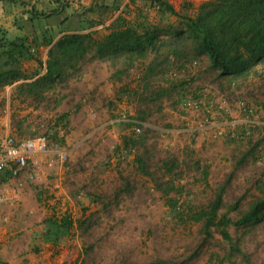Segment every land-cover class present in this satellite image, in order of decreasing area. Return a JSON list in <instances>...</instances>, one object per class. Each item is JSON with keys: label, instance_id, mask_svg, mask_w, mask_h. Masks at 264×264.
<instances>
[{"label": "rangeland", "instance_id": "rangeland-1", "mask_svg": "<svg viewBox=\"0 0 264 264\" xmlns=\"http://www.w3.org/2000/svg\"><path fill=\"white\" fill-rule=\"evenodd\" d=\"M167 19L159 21L161 30L177 26L175 17ZM158 34L163 35L164 46L149 50L144 58L101 60L91 50L80 66L81 74L69 75L41 98L14 92L11 134L34 135L46 123L53 142L56 120L66 114L60 125L67 158L54 162L51 169L44 167L42 180L23 182L16 212L6 222L2 220L6 207L0 203L3 263L148 264L164 260L218 264L212 255L223 257L228 251L218 232L213 229L205 238L202 223L170 221L157 186L166 177L173 179L182 186L180 200L197 207L208 205L222 191L218 213H228L232 220L252 201L264 198V65L253 66L245 78L223 77L204 55H192L187 46V62L182 67L164 60L174 39L164 32ZM192 61L196 65L188 66ZM201 93L210 99L226 96L228 112H207L205 107L184 112L182 98H200ZM239 101L253 109L258 127L247 132L237 123L233 136L218 137L209 130H186V123L191 125L205 114L228 122L243 120ZM120 114L148 128L134 145L119 150L122 137L132 133L131 126L118 120ZM137 154L144 159L145 174L134 162ZM13 183L0 184V193ZM233 203H238L237 208L228 211ZM51 211L66 212L81 222V228H73L57 245L44 235L43 221ZM229 231L248 258L237 254L238 264H264V223L231 226Z\"/></svg>", "mask_w": 264, "mask_h": 264}, {"label": "trees", "instance_id": "trees-1", "mask_svg": "<svg viewBox=\"0 0 264 264\" xmlns=\"http://www.w3.org/2000/svg\"><path fill=\"white\" fill-rule=\"evenodd\" d=\"M136 1V0H134ZM144 2V4H142ZM80 13L70 16V25H77V31L103 24L101 17H114L112 22L104 27V33L99 39H93L89 33H66L56 39L49 31H44L40 41L48 46L47 58L44 62L39 59L37 39L17 38L3 42L0 34V90L15 82V95L41 98L45 93L53 91L67 77L80 69L88 53L92 50L93 57L101 60H113L124 57L129 62L144 58L149 50L161 48L155 42L159 40L158 33H167L174 40L168 46L164 57L167 62L179 63L184 67L185 48L190 46L192 55L207 57L212 68L220 76L228 78H245L251 74L253 66L264 65V0H205L197 5L184 2L177 10L166 0H138L136 10L124 7L119 14L121 0H112L109 4H102L100 0H93ZM142 6V8H138ZM67 6H64L66 8ZM88 13H96L99 20L89 19ZM123 13V14H122ZM150 13L158 15L160 20L175 17L176 25H170L169 30H161L159 21L151 24L146 21ZM124 15L135 17L133 22L125 21ZM84 16L85 20H80ZM75 19V20H74ZM74 25V26H75ZM70 28V27H69ZM71 30V29H67ZM33 61L36 66L31 73L22 70L24 62ZM154 65H149L146 76L151 73ZM184 81L181 82L183 84ZM62 114L56 120V126L66 118ZM132 126L130 123H125ZM56 128H54V131ZM132 131V130H131ZM140 134L133 131L121 139L117 149L129 148L140 138ZM56 139V136H54ZM143 157L135 155L134 162L138 170L145 174ZM166 165V164H165ZM170 170V169H169ZM206 175V174H205ZM10 179L8 171L0 174V184ZM164 199L166 214L174 223H202L201 232L205 238L211 236L215 229L221 239L228 245V251L223 257L213 254L218 264H238L235 256H247L242 252L239 241L234 240L229 228L256 226L264 223V198L255 199L248 208L241 212L236 220H232L228 213L219 214L222 206V191L206 206L197 207L190 201L180 200L182 186L173 179L166 177L157 186ZM41 192H37V201L41 202ZM238 203L228 206V211L235 210ZM45 239L58 244L70 235L75 227L81 228V222L63 212L61 215L51 211L43 221ZM34 250H38L34 248ZM0 264L3 263L0 260ZM148 264H172L168 261L157 260Z\"/></svg>", "mask_w": 264, "mask_h": 264}, {"label": "built area", "instance_id": "built-area-1", "mask_svg": "<svg viewBox=\"0 0 264 264\" xmlns=\"http://www.w3.org/2000/svg\"><path fill=\"white\" fill-rule=\"evenodd\" d=\"M104 24H102L103 26ZM196 61L188 63V66H195ZM234 83H231L233 86ZM207 94L201 93L200 98H193L190 95H186L181 100V107L184 112L188 110L198 112L201 107H205L208 111L218 110L219 112H228V99L226 96L221 95L216 99H210L206 97ZM241 106V112L244 119L241 121L228 119L219 120L213 114H205L202 119L195 122L186 123L187 131L204 132L206 130L211 131L213 136H233L238 126L237 123H241L243 129L248 130L258 127L259 123L253 115V109L244 105L243 101H239ZM223 116V115H222ZM220 117V119L222 118ZM120 122L130 123L131 130L135 134H142L147 125L132 118L127 117L125 114H120ZM46 123H41L42 132L17 137L11 134L10 129H3L0 136V174L3 171H8L10 174L9 181H14L11 187L0 193V203L4 204L6 210L4 211L2 220L4 222L12 218L17 209V203L19 199V187L23 182H36L42 180L46 173L44 167L51 169L54 162L63 163L67 158V152L61 144V140L64 138V131L61 125H55L56 140L51 141L47 134ZM43 128V129H42Z\"/></svg>", "mask_w": 264, "mask_h": 264}, {"label": "crops", "instance_id": "crops-1", "mask_svg": "<svg viewBox=\"0 0 264 264\" xmlns=\"http://www.w3.org/2000/svg\"><path fill=\"white\" fill-rule=\"evenodd\" d=\"M100 1L102 4H109L112 0ZM136 1L121 0L120 8L116 14H119L124 7L128 10H136ZM166 1L174 8L178 6V8H175L178 10L184 2H191L194 5H197L201 0ZM93 4V0H0V34L2 35L3 42L11 41L17 38H27L29 40L37 39V42L39 43V59L44 62L47 58L48 50V46H44L40 43L43 39L42 35L44 31H49L54 38L53 41L66 33H89L94 39H99L104 33H106V29L104 27L112 22L115 15L113 17L103 15L101 17V21L104 24L103 26L98 24L94 27L81 31H77V25H75V22L74 26L70 25L71 23L68 21L73 13H80ZM142 4H144V2ZM64 6L67 7L64 8ZM138 8H142V6H139ZM86 17L95 20H99L100 18L96 13H88ZM85 19L86 18L84 16L80 17V20ZM124 19L125 21L133 22L135 17L132 15H124ZM159 20V16H156L153 13H150L146 18V21L151 24L157 23ZM166 21H168V19ZM162 36L163 35L158 34L159 40L157 41L158 44L156 46L161 44L160 37ZM2 50L3 49L0 48V53ZM205 58L207 57L205 56ZM35 66V62L27 61L23 63L22 70L29 74L33 71ZM81 71L82 70L79 69L78 73ZM21 82L22 81H18L11 85H7L0 90V104L2 102V108H0V136L3 129L7 128L11 130L10 116L12 111L10 102L14 97L17 85Z\"/></svg>", "mask_w": 264, "mask_h": 264}]
</instances>
